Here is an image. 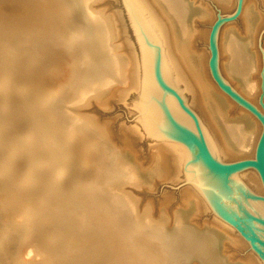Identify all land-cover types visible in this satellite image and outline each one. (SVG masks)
I'll return each mask as SVG.
<instances>
[{"label": "bare ground", "instance_id": "1", "mask_svg": "<svg viewBox=\"0 0 264 264\" xmlns=\"http://www.w3.org/2000/svg\"><path fill=\"white\" fill-rule=\"evenodd\" d=\"M102 1H50L39 46L31 28L16 38L0 37V264H50L37 253V239L47 238L50 228L80 207L120 264H264L187 184L171 214L165 200L156 214L139 207L132 188L153 189L181 173L166 142L148 139L152 145L142 158L136 144L144 137L134 126L121 128L116 139L110 120L86 111L124 103L131 85L129 38L119 16ZM214 1L232 9L233 0ZM149 2L163 21L174 67L221 162L253 157L260 122L209 74L204 25L213 16L208 6L197 0ZM241 4L238 20L220 30L218 71L236 93L254 102L264 0ZM261 39L264 46V33ZM239 176L264 197L255 168H243ZM50 202L63 205L48 220ZM203 214L211 218L200 220Z\"/></svg>", "mask_w": 264, "mask_h": 264}, {"label": "water", "instance_id": "2", "mask_svg": "<svg viewBox=\"0 0 264 264\" xmlns=\"http://www.w3.org/2000/svg\"><path fill=\"white\" fill-rule=\"evenodd\" d=\"M232 14L217 13L210 34V72L213 79L239 105L260 122L253 157L221 162L213 141L190 105L188 88L174 67L163 21L149 0H118L131 49V85L125 95L129 122L144 137L166 142L176 154L181 175L193 194L216 217L240 234L264 262V197L253 193L239 176L255 168L264 187V114L236 93L218 71L217 32ZM263 32V31H262ZM259 103L264 108L261 98Z\"/></svg>", "mask_w": 264, "mask_h": 264}, {"label": "rangeland", "instance_id": "3", "mask_svg": "<svg viewBox=\"0 0 264 264\" xmlns=\"http://www.w3.org/2000/svg\"><path fill=\"white\" fill-rule=\"evenodd\" d=\"M50 1L53 2V0H0V33H1L0 37L8 36L9 38H11L13 36V38H16L19 34H22L24 30L26 31L27 29L31 28V31L33 30V32H35L33 35L35 36L34 43L39 46L42 43L41 41L42 32L46 29L45 28L46 23L43 22V20L46 18L45 16L47 12L45 10L49 11L50 5L52 4ZM197 1L204 2V4H206L210 9L213 16L212 21L210 23H207V25L206 24L204 25L202 23L204 27L207 26L206 45L204 47L208 53L207 56L208 58L207 62H208L211 56V50L209 48L210 46L209 37L211 34L212 26L217 21V13L221 15L232 14L237 8L238 0H233L232 9L228 11L222 9L221 6L215 3L214 0H197ZM101 5H104V7L108 6L106 8H108L112 12H115L119 16L122 25L124 26L118 8V0H104L102 1ZM259 6H261L259 7L260 8L259 11L260 12L263 11L261 13L264 15V6L263 5H259ZM239 14H237L233 19H229L220 25L217 32V48H218V37L221 28L230 22L237 21ZM263 33H264V22L262 24L259 33L260 47L262 50L264 48L261 42ZM127 37L129 38L128 34ZM259 37L257 38L258 42L256 41V47L258 46L257 50L260 53L259 54L260 66H259V70L256 73V77L258 80V94L256 95V100L254 102L250 100L249 101L252 102L264 114V108L259 103V97L262 94V88H261L262 77L260 76V73L263 68L262 53L259 48ZM218 68L220 71L219 49H218ZM209 74L211 76L210 70H209ZM220 74L222 76L221 72ZM222 77L224 78V76ZM263 77H264V70H263ZM230 86L232 85L230 84ZM263 89H264V81H263ZM230 100L233 101L232 99ZM261 101L264 103V94L261 98ZM235 105L237 107L239 106L236 103ZM111 107L107 110H102L101 108H97L95 106L94 107L88 106L86 107V111L93 112L102 121L110 120L112 132H114L113 135L117 139L119 137L118 133L120 132L119 130L121 128H124V126L130 127L133 125L129 122V119L127 117L125 102L124 103L114 102ZM151 145H152L151 141H149L147 138H142L136 144L137 149L140 151L142 158L146 159V157H148V151H149L148 149H150ZM64 165H65L64 167H66L67 163H65ZM186 184L187 183L183 179V176L179 174V177L176 178L175 180L166 178L156 182L155 187L153 189L132 188V192L133 193L135 192V194L139 197V202H140L139 207L143 208L144 206H146L147 208L151 209L154 214H156L159 211L161 203L163 202V200H165L164 202H167L165 204V206L167 205L165 207V210L167 209V212L171 214L173 213L174 209L179 208L177 207L179 206V204H181L179 198V192L186 186ZM60 203L56 202L53 204L52 202H50V205H48L49 208L47 206L46 208L47 210H45V212L47 213L45 216L48 218V220L53 219L52 218L54 217L53 215H55L56 217L58 216L57 215L58 212L56 213L55 210L59 209L60 205H63V203L61 204ZM50 206L55 208H52ZM61 207L62 206H60V208ZM50 208H52L53 210L50 211ZM82 208L83 207H80L78 209L79 212L75 211L70 213L67 216V218H64L63 222L61 221V224H59V226L55 227V229L50 228L48 232L49 235L47 238L44 237V235L40 236L37 239L38 240L36 246L37 253L48 259L50 264H120L119 257L117 256L118 254L115 252V250L111 249L104 233L99 229V227H97L96 224L95 225L91 224L89 220L91 218L89 217L88 214H86L87 212ZM48 211L52 213H48ZM210 218L211 217L209 214H203L202 216L199 217L200 220L203 219L208 220Z\"/></svg>", "mask_w": 264, "mask_h": 264}]
</instances>
